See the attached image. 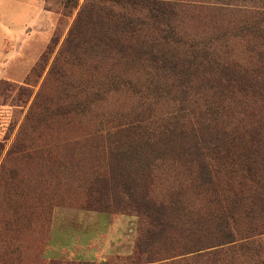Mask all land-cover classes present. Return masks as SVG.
<instances>
[{
  "label": "rangeland",
  "instance_id": "obj_1",
  "mask_svg": "<svg viewBox=\"0 0 264 264\" xmlns=\"http://www.w3.org/2000/svg\"><path fill=\"white\" fill-rule=\"evenodd\" d=\"M67 1L0 0V264H184L194 255L191 242L221 237L219 214L243 200L258 205L252 217L235 215L237 244L246 236L262 238L264 229L245 231L253 217L254 224L264 223L258 208L264 204L256 203L251 189L237 178L201 187L196 170L165 158L168 146L173 151L176 145L148 146L142 138L133 145L154 151L157 167L140 186L169 208L175 223L164 237L145 236L142 211L119 204L122 184H132L126 136L117 132L136 121L159 123L180 96L156 89L157 81L173 76L135 65L132 52L101 44L97 35L84 46L73 28L91 0ZM164 1L175 8L179 36L199 55L198 69L180 55L194 82L189 98L197 104L190 109L224 107L211 84L198 89L197 82L217 76L216 64L234 65L243 76L264 64V0ZM233 107L232 115L217 117L228 132L242 126ZM250 119L246 139L258 126V118ZM145 238L139 253L136 246ZM249 263L234 250L217 264Z\"/></svg>",
  "mask_w": 264,
  "mask_h": 264
},
{
  "label": "trees",
  "instance_id": "obj_2",
  "mask_svg": "<svg viewBox=\"0 0 264 264\" xmlns=\"http://www.w3.org/2000/svg\"><path fill=\"white\" fill-rule=\"evenodd\" d=\"M71 2L73 1L68 0L67 4ZM88 6L81 10L73 28V33L81 39L84 46L90 37L95 38L97 35L99 37L96 39L101 44L104 42L115 50L132 52L135 65L162 73L164 77L166 74L173 76L157 81L154 85L156 89H175L180 96L178 107L159 123L154 124L151 120L150 124L142 120L136 121L117 132V135L126 136L123 141L131 156L126 173L127 178L131 177L132 184H122L119 204H134V209L142 211L143 218H146L145 236L164 237L165 232L175 228V223L170 218L169 208L157 205L159 203L150 198L146 187L140 186L141 182L151 179L157 165L154 168V151H145L144 147L136 148L133 145L136 139H145L143 142L148 146L157 143L176 145L173 151L168 146L170 156L165 158L191 172L196 170L201 187L213 188L219 182L237 178L245 191L251 189L256 203L258 201L264 204V64L249 76L241 75L234 65L216 64L213 69H216L217 76L204 78L202 83L197 82L198 89L203 84H211L218 99L223 100L222 104L226 105L222 107L219 102L217 106L209 103L203 110L197 111V107L191 110L189 106L193 102L196 105L197 102L189 98L194 82L189 78L190 73H184L187 71L185 65L191 64V69L200 68L194 63L199 55L193 43H187L179 36L173 4L164 0H91ZM179 48L181 51H178ZM180 55L191 60L181 63ZM233 105L240 110L239 114L243 118L238 123L242 126L228 132L219 127L217 117L227 111L232 115ZM188 111L190 113L185 114ZM205 117L208 118L199 122V119ZM251 117L258 118V126L254 131H249L250 137L246 139L247 129L253 126L249 124ZM239 129H242L240 134ZM2 150L3 146L0 144V157ZM107 182L105 179L103 184L108 186ZM106 191V188L99 191L103 198L107 197ZM113 196L116 197L115 190ZM243 203L234 204L233 208L219 214V224L215 229H220L221 237L206 240L198 238L191 242L190 252L194 255L184 264L195 263L197 260L217 264L222 256L234 250L244 254L249 264H264V236L257 240H250L246 236L245 239L248 240L237 244L238 219L235 215L244 211L252 217L253 205H258H250L244 200ZM263 206L258 208L264 209ZM254 220L255 217L249 221L246 235L264 229V223L254 224ZM147 238L138 242L137 252H145L143 245ZM155 262L157 261L151 263ZM125 263L135 264L130 259L125 260Z\"/></svg>",
  "mask_w": 264,
  "mask_h": 264
}]
</instances>
